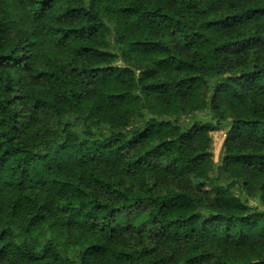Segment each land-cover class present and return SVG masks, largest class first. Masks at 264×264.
Returning a JSON list of instances; mask_svg holds the SVG:
<instances>
[{"label":"trees","instance_id":"trees-1","mask_svg":"<svg viewBox=\"0 0 264 264\" xmlns=\"http://www.w3.org/2000/svg\"><path fill=\"white\" fill-rule=\"evenodd\" d=\"M21 1L70 57L64 68L45 55L32 73L43 87H25L19 72L40 40L6 39L0 8V181L14 196L6 210L0 202V264H264V210L210 176V133L230 119L219 171L264 208V0L224 11L219 0ZM246 89L260 98L240 101L244 111L223 102ZM209 105L216 124L180 125L181 112ZM135 117L143 128L125 130ZM41 188L74 235L57 237Z\"/></svg>","mask_w":264,"mask_h":264},{"label":"rangeland","instance_id":"rangeland-1","mask_svg":"<svg viewBox=\"0 0 264 264\" xmlns=\"http://www.w3.org/2000/svg\"><path fill=\"white\" fill-rule=\"evenodd\" d=\"M116 1H121V0H116ZM204 1L205 0H201V2H204ZM259 1L261 0H236V8L239 10H242V9L244 10L247 4L250 5L255 2H259ZM219 2H220L221 11H224L228 0H219ZM0 8L3 11V15L6 21V29H5L6 39L10 40L16 37L17 38L28 37L32 33L37 32L38 39L40 40V46H39L40 55L36 56L33 59L32 69H27V70L19 72V76L22 78V82L25 87L33 91L35 90L38 91L43 86L40 81H36L33 78L32 73L42 68L43 59L45 55L56 57L58 62L64 65V68H66L68 64L67 47L65 48L57 47L55 44L52 43V41L49 38L45 36L44 31H42V25L40 24V21L34 18V16L32 15L30 11L29 6L26 5V3H23L21 0H0ZM59 11H60L59 7H53L50 10V13L52 12L58 13ZM249 27L251 28L252 26L249 25ZM137 32H141V31H137ZM111 49L115 51L114 35L111 39ZM252 50L253 49L241 51L233 57H227L225 60V68L232 69L233 67H237L239 65L244 64L246 61H248L247 54H249L250 51ZM257 50L263 54L264 44H262L259 48L257 47ZM118 65L121 67L124 66V64L122 63H119ZM89 90L91 92L90 99L91 100L93 98L95 99L96 98V88L90 87ZM257 93L258 92H255L254 90L246 89L243 92L242 100L234 101L230 99H224L223 102L229 105L230 108L234 112L239 113V112L244 111V106L240 101H243L247 105L249 99H252V97L260 98V96ZM173 99L177 101L181 100L180 98H177L175 96H173ZM185 101H188V100H185ZM181 103L187 106L190 105V103H187V102L181 101ZM32 115L33 116L35 115L36 118L39 119V122L41 120L44 121L46 118L45 112L42 111L41 109H38L37 111H33ZM165 119L171 120V121L174 120L173 118H165ZM50 120L51 119H47V122H50ZM178 120L180 122V125L185 129L190 127L196 121L203 122V123H213V124H216L218 121V119L212 113L210 105L207 106L205 109L199 110L197 112H192V113L181 112L179 114ZM145 121H146L145 117H135L126 125L124 129L127 131L133 130V129H141L143 128ZM230 127H231V120L228 119L226 122L222 123L221 129L219 131L210 133L211 154H212V162H213V169H212V172L210 173V176L212 178H215L219 184L224 185V186H227L229 183H232L231 191L236 197L240 198L242 201L248 203V205L252 207H256V208H259L260 210H264V208L260 204L259 198H251L250 195L246 191L243 190L241 182L235 181L234 179H229L227 178L226 175L221 174L219 171L220 165L222 163V158H223V146L227 138V133ZM74 130L81 131L82 127L78 126L77 129L74 128ZM37 193L40 198L44 196H47L49 198V204L51 205V209L49 210V216L52 218L54 222L57 223L56 230L59 231L57 233V237L59 239H62L64 236H67L69 234L74 235L75 232L72 230L63 232L62 230L60 231L59 229L60 226L58 224V216L56 212V205L60 201L59 197L55 196L53 193H49L45 188L39 189ZM13 197H14L13 192L10 191L9 188L0 181V202H1V207L3 210H6L8 208V206L11 204V200L13 199ZM19 211L22 212V208ZM91 232L96 233L95 231H91ZM87 235H89V233H86V236ZM121 238L122 236H119L117 237V240ZM51 239L52 237L48 236L47 240H51ZM59 245L60 244H58V251L61 253L64 259H71L72 261L77 260L75 254L72 251L71 252L63 251V247L62 246L59 247ZM228 247L230 248L231 246H228ZM89 258L91 262H95L97 264H110V260L108 259L109 257L106 255H101V256L90 255ZM73 263L75 264V262ZM76 264H80V263H76Z\"/></svg>","mask_w":264,"mask_h":264}]
</instances>
